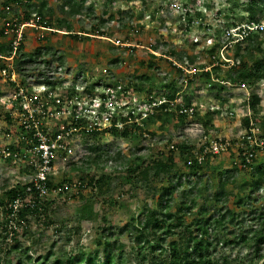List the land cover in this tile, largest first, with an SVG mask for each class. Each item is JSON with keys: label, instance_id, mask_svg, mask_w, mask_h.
Segmentation results:
<instances>
[{"label": "rangeland", "instance_id": "374dc122", "mask_svg": "<svg viewBox=\"0 0 264 264\" xmlns=\"http://www.w3.org/2000/svg\"><path fill=\"white\" fill-rule=\"evenodd\" d=\"M3 1L0 0V29L3 21H8L15 13L20 17L24 13L23 8L16 6H12L10 10L6 9L2 6ZM248 1L85 0L82 4V12L91 10L93 17L99 20L98 23L101 18H107L102 14L103 11L112 13L120 9L123 12L121 22L127 23V27L116 20H110L105 27L110 32L109 38L87 35L90 38L86 39L83 36L79 42L63 35L64 32H60L61 34L47 32L44 28L38 27L36 22L29 21L28 24L19 26L16 41H19L20 38L23 39L24 53L36 54L37 50L41 49L44 54V48L51 49L50 54L34 58L27 64L29 70H27L26 81L32 96L41 95L50 86L54 89L49 97L50 111L48 115H42L41 119L51 131H48L47 136L42 137L48 139L55 133L54 130L57 131V128L61 132L66 131V128H63L66 127L65 117L67 114L59 110L60 102L58 101L63 102L61 107L69 108L73 105L75 97H83L86 86L95 87V89L90 95L86 94L81 100H77V105L81 114L88 120H94L96 115L102 113L104 109L121 111L125 114L128 109L136 108L135 114L139 115L136 121L139 124H147L148 129L154 133V137L151 138L148 136L139 138L134 135L128 139L115 135H104L102 143L98 145L91 135H75L69 140V137L66 138L62 149H65L66 154L61 155L59 152L52 161L50 176L53 184H61L63 180L77 183L80 177L85 176L81 159L88 153V147H101L102 151H106L110 156L119 152L121 156L128 157L132 152L136 155L156 152L157 143L168 146L172 143L186 142L185 139H188L197 147L207 139H212V142L226 141L230 145L229 149L222 153H216L213 157H208L203 170L199 172L184 167L179 161V154L175 153L178 166L176 174L171 175V180L177 187V191L173 195L172 201L178 203L182 199L181 193L184 192L185 202L189 203L191 196L197 195V203H199L197 208L201 209L200 204L204 201L206 206H209L208 214L214 215V217H219L221 214L226 215V210L234 214L233 222L224 224L223 229H217L214 233L216 235H212L210 238L212 243L216 244L213 250L214 255L217 258L226 257L227 262H222V264H255V262L249 261L250 253L252 254L256 250L264 255V240L257 243L255 239H252L258 231L264 233V186L256 191L251 189L255 170L241 165L238 149L241 146L242 135L248 132L243 125L245 118L254 120V116L257 117L259 121L251 120L254 123V134L259 139L264 137V81L251 90L232 86L229 83L224 86L223 90H219L216 85L209 84L206 87L202 79H194L189 88L184 76L178 74L166 62L158 60V58L155 59L159 69L156 72L157 75L161 78L162 75L167 74L168 78L175 81L178 88L180 87L173 101L174 106L190 100L197 109L196 118L199 120L190 119L185 124L179 123L176 117L167 119L158 116L155 118L153 115L152 119H149L151 115L144 103L146 89L133 100H124L120 94L114 92V101H116L117 107L111 105L110 101H106L103 106L98 90L105 85H110L115 75L120 80L133 73H151V70H148L147 66L141 65L140 62L146 61L145 65L148 64L151 60V47L157 44L158 50L154 52L157 56L169 47H173L177 52L185 51L187 55L194 56L195 65H203L207 59L205 48L216 41V34L225 32V29L228 28L227 23L231 21L240 25L248 23V11L243 8V5ZM256 1L264 7V0ZM40 2H44L53 11L52 21L61 17L59 6L63 0H31L28 10L32 12V18H34V8ZM183 4L191 7V11H193V23L190 28H186V20L183 22L178 20L180 15L184 14V9H181ZM129 12L133 14L132 19L128 17L127 13ZM257 18L261 23H264V10L257 14ZM71 22L73 30L76 32L90 33L92 21L86 16L77 15L75 18H71ZM137 23L142 25V29L139 32H133L134 25ZM204 25H211L210 30H206ZM45 35L48 39L41 40V37ZM125 37L129 38L128 42L135 47L132 57L123 48L118 47L116 53H112L110 48V45H117L118 40ZM10 39V35L0 37V43H9ZM163 42L166 45H163ZM232 43L227 42L220 49V59L224 60L226 55H230ZM116 56H120L122 65L110 72V69L113 68L110 59ZM59 57L63 59L64 63L60 67H58ZM8 65L12 70L11 80H14L16 79V73L13 71L15 65L12 61ZM219 77V79H223L225 74L221 73ZM160 78L156 83L154 95L167 93L165 86L162 87L160 84ZM128 80L126 78L125 82ZM73 86L75 87L73 98H68L66 90ZM118 90L119 88H117ZM251 91L256 92L261 98L254 116L247 106V97ZM13 98V91L7 88L3 79L0 80V107L3 103L6 105V109H10L12 104L9 100ZM51 102L55 103L51 104ZM23 105L29 113H33V107L28 99L23 100ZM208 109L221 110L223 113L217 112L213 119L208 121L205 118V112ZM69 111L67 113L72 115V111ZM12 113L16 114L17 112L12 110ZM105 117V114L102 113L101 129L109 125L104 120ZM10 132L12 135L6 138L5 124L0 119V153L3 155L0 160V197L5 187H13L16 184L23 186L33 181L37 172L36 167L40 163L37 148H27L25 137L19 136V126L13 125ZM65 137L67 136L65 135ZM9 144L20 148L18 154L20 160L18 158L16 163L7 161L5 158L6 147ZM242 146L245 147L244 143ZM74 164L81 169L71 172L69 169ZM115 164L114 161L108 162L105 171L113 174L119 172L120 166ZM253 166L254 168L259 166L264 168V149L256 154ZM121 181L120 178H113L109 190L103 197H98L95 190L90 191L84 188L81 189L83 199L76 196L67 199L64 197V201H57L54 195L48 197L46 200H52V202L48 206L44 219L45 222L48 220L52 224L46 228L42 217L37 219V216H28V227L20 234L21 240L27 241L26 245L31 249L28 255L32 257V262H28L23 257V264H38L33 261L38 256L44 257L49 248L54 252L50 261L54 258L74 257L81 252L91 255L95 249V241L100 239L102 228L111 229L116 235L119 230L126 227V221L131 217L136 218L141 213L144 205L149 207L155 205L154 197L151 198L152 194L148 190L140 188V185L137 186L138 188L130 185L121 187L119 184ZM220 182H225L222 189L226 194V202H223L225 197L222 198V194H220ZM214 195L220 196V202L217 204L214 202ZM104 198H112L116 202L103 205ZM84 202L92 204V214L89 219L79 223L77 212L82 208ZM214 204L215 206H212ZM192 217L188 215L186 220L190 221ZM225 218L228 219L227 216ZM57 227H60L59 231L55 230ZM129 229L131 230V227ZM103 235L106 236L109 233L106 231ZM241 236L250 239L247 243L241 242L239 241ZM119 237L125 251L124 264H138L132 241L126 232ZM227 240H230L231 244H224V241ZM102 256L103 253L100 251L99 257ZM12 261H15L14 256L9 257L5 264H11Z\"/></svg>", "mask_w": 264, "mask_h": 264}, {"label": "trees", "instance_id": "16d2710c", "mask_svg": "<svg viewBox=\"0 0 264 264\" xmlns=\"http://www.w3.org/2000/svg\"><path fill=\"white\" fill-rule=\"evenodd\" d=\"M85 0H63L62 4L59 6V12L61 14L60 18H56L52 21L53 11L46 6L44 2H40L36 8H34V18H32V12L28 10L30 8L29 4L31 0H4L2 6L6 9H11L12 6L23 8L24 13L20 17L19 14L15 13L11 19L8 21H3L2 28L0 29V37L7 35L11 36L9 43H0V80H4L8 89H11L14 93V98L9 100L12 104L10 109H6L5 104H1L0 107V119L5 124V133L7 137L12 134L10 128L13 125L19 126V136H23L26 139L27 148H34L40 143L41 136H47L51 131L49 127L44 124L41 119L42 115H48L50 111V95L54 90L53 87H48L41 95L32 96L30 94V87L26 81L27 75V64L32 62L34 58L39 56H45L50 54L51 49L44 48L45 53L42 54L41 49L37 50L36 54H26L23 52L24 44L23 39L17 41V46H13V42L16 40L17 32L19 26L28 24L29 21L36 22L38 27L44 28L47 32H52L56 34L67 35L74 41H81L84 36L86 39L90 38L87 35L98 36L100 38H109L110 32L106 29V24L110 20H116L121 23L124 27H127V23L121 22V16L123 14L122 10L118 9L115 12L109 13V11H103V15L107 18H101L100 23L98 19L93 17V12L88 9L87 12H82V4ZM181 9H184V14L180 15L179 22L186 20V28H190L193 23L191 7L186 4L181 5ZM243 8L248 11L247 18L248 23L260 24V20L257 18V14L263 12V6L256 0H249L243 5ZM129 18H133L131 12L127 13ZM196 14V13H195ZM86 16L92 21L91 30L89 32L80 31L76 32L73 30V24L71 18L75 16ZM199 15V13H197ZM140 17V16H139ZM183 19V20H182ZM228 28H233L239 26V23L231 21L226 24ZM211 25H204L206 30H210ZM142 29V25L137 23L134 25L133 32H139ZM92 32V33H91ZM84 34V35H81ZM86 34V35H85ZM217 39L207 48H205V54L207 56L206 62L201 65H195V57L187 55L185 51L177 52L173 47H169L167 50L162 51L159 56L155 55V51L158 50V44L152 46L151 50V60L147 65L146 61H141V65L147 66L151 73H140V74H130L124 79H118L116 77L111 81L110 85H105L99 90V97L102 100L103 106H105L106 101H110L114 107H117L116 101H114L115 94H120L121 98L124 100H133L136 96L147 90L144 103L148 108L150 113L149 119H152L154 115L155 118L161 116L162 118L176 117L177 121L181 124H185L192 120H199L196 118L197 109L193 103L188 100L186 103L175 105L173 101L175 95L179 92L175 84V81L168 78V75H162L160 78L157 75L158 65L155 59L162 60L168 64L169 67L174 69L178 74L185 77V82L190 88L194 79H202L203 83L207 85H216L219 90H223L226 84L232 86L244 87L247 89H253L259 86L261 82L264 81V36L258 33H251L246 36L242 41L232 43L230 46L231 53L226 55L224 60L220 59L219 51L224 47L227 42H230L229 38H226L224 33L216 34ZM47 36H42L41 40L46 41ZM129 41V38H123L118 40L117 45H110L112 53H116V49L123 48L127 51L130 57L133 56L134 48ZM163 45H166L163 42ZM15 65L16 79L11 80L12 70L9 68V63ZM58 67L63 66V59L58 58ZM42 62V61H41ZM110 63L113 65L110 72L114 69L120 68L122 65V60L120 56H116L110 59ZM4 72V74H3ZM224 73L225 77L219 79L220 74ZM129 80L125 82V79ZM162 87L165 86L167 93L165 95H154V90L156 83L159 82ZM164 84V85H163ZM117 88L119 90L117 91ZM75 87H70L67 97L73 98V92ZM95 87H85L84 95H90ZM115 92V94H114ZM183 92V91H182ZM185 95V94H184ZM75 97V96H74ZM75 97L73 105L69 108L61 107L63 105L62 101H58L59 110L62 113L67 114L66 119V131L61 132L54 130V134L48 137L47 143L50 144L53 140L58 138V143L64 144L66 138L68 140L72 136L87 135L95 138L97 145L102 143L104 135H115L123 139H128L134 135L139 138H144L145 136L154 137V133L148 129L147 124H139L136 119L139 115L135 114L134 109H128V111L123 114L121 111H107L103 110L107 116L108 127L102 128V113L96 115L94 120H88L79 111L77 100L83 98ZM28 99L30 105L33 107V113H29L23 105V100ZM261 101L260 96L251 91L247 97L248 110L254 116L255 110ZM115 102V103H114ZM55 102H51V104ZM117 109V108H116ZM189 109H191V114H189ZM12 110H16V114L12 113ZM71 110L72 115L67 112ZM69 111V112H71ZM223 111H215L214 109H208L205 112V118L209 121L213 117ZM250 118H245L243 120V125L247 131L254 128L253 121H259L257 117L254 116V120ZM207 121V123H208ZM100 122V123H99ZM256 123V122H255ZM101 130V131H100ZM249 134V133H248ZM65 135L67 137H65ZM264 141V137H261ZM212 139L205 140L201 145L195 146L192 142L185 139L186 142L172 143L168 146L156 144V152L149 153L147 155L138 154L132 152L130 156H121L120 153H116L113 156L107 154L106 151H102L101 147H88V153L82 157V165L85 169V176L80 177L77 181L78 189L71 187L72 181L63 180L61 184H53L51 176H48L46 181V187L49 191L52 189H57L62 184L68 185V190L60 191L56 197L57 201H64L68 197H80L81 189H89L90 191H96L98 197H103L109 190L111 181L113 178L121 179L119 182L121 187L126 185L134 186V188H144L148 190L154 197V206L142 207L141 213L136 217H131L126 221V227L119 230L116 235L113 231L106 228L101 229L100 239L95 241V249L92 254H86L81 252L77 256L65 257L64 259L54 258L53 250L49 248L44 257L38 256L33 263L38 264H124V248L119 241V236L123 235L124 232L128 235V238L132 241L135 258L138 260V264H222L226 263V257L217 258L214 255L215 243H212V235H216L217 229H223L224 224H231L234 220V214L226 210L224 214L219 215V217H214V215L208 214L209 206H206L204 201L200 204L201 209L197 208L199 205L197 195L191 196L189 203L184 201L186 197L184 192L181 193V198L178 203H173V195L177 191V187L171 180V175L176 174L177 163L175 160V153L179 154V161L188 170L202 171L205 162L208 157L215 156L214 153L209 151V144ZM215 140V139H213ZM239 141V140H238ZM240 146L239 157L241 158V165L254 169L255 173L252 177L251 189L257 190L258 188L264 186V168L256 167L254 168L253 163L255 162L256 154L264 149L260 147H252L253 156L250 161H246L243 153L248 150V143L246 139H242ZM20 142V141H19ZM22 143V142H21ZM230 145L225 149H229ZM167 148V151H166ZM58 148L57 150H50L52 155V161L57 156V153L61 155L66 154L65 149ZM7 161L16 163L18 160L20 148L15 145L9 144L6 147ZM220 151L219 153H222ZM16 154L15 157H13ZM40 155V152H38ZM3 158L2 153H0V160ZM14 158V159H13ZM20 160V158H19ZM51 161V166H52ZM114 161L115 165L120 166L119 172L113 174L106 172L107 163ZM81 168L76 166V164L71 165L70 171L77 172ZM142 178V179H140ZM225 182H220L222 198L225 197L222 186ZM32 182L20 186L19 184L13 187H5L4 192L0 197V264H5L9 257L14 256V260L11 264H23L22 258L25 257L26 260L32 262V257L28 255L31 250L30 247L26 245L27 241L21 240V232L25 231L28 227V216L36 217L37 219L42 217L43 222H45L46 213L48 206L51 204L52 200H43L41 206L36 205L39 199L37 195L33 193L32 200H34V205H22L15 216H12V203L17 197L22 198V202H25V189L27 186L31 185ZM191 192V191H190ZM189 192V194H190ZM220 196L214 195V202L217 204L220 202ZM223 202H226L227 199ZM206 200V199H205ZM116 202L112 198H104L103 205H110ZM212 205V206H215ZM241 205V204H239ZM92 204H86L84 202L81 209H78L77 220L80 223L85 219H89L92 214L91 209ZM175 208V209H173ZM193 216L190 221L186 220V216ZM227 216L228 219L225 217ZM228 222V223H227ZM45 227L47 228L51 222L48 220L45 222ZM241 223V222H240ZM237 223V224H240ZM131 227V230L129 229ZM60 227L55 228L59 231ZM109 235H103L106 231ZM26 233V232H25ZM250 239V238H248ZM248 239L245 237H240L239 241L247 243ZM257 243L264 240V233L258 231L252 237ZM224 244H231L230 240L224 241ZM257 247V245H256ZM100 251H102L103 256L99 257ZM249 261L255 262V264H264V255H261L258 251H254Z\"/></svg>", "mask_w": 264, "mask_h": 264}, {"label": "built area", "instance_id": "2783aa9c", "mask_svg": "<svg viewBox=\"0 0 264 264\" xmlns=\"http://www.w3.org/2000/svg\"><path fill=\"white\" fill-rule=\"evenodd\" d=\"M251 33H258L264 36V23H260V24L249 23V24L239 25L233 28H227L225 29V32H224L226 38H229L230 42H233V43L242 41L246 36H248ZM16 40L13 42L14 47L18 43ZM191 111L192 110L189 109V114H191ZM104 120L107 121V116L105 117ZM37 136L40 137L39 138L40 143L35 148H37V153L40 152V155H39L40 163H39V166L36 167L37 172L35 174L34 180L31 181L32 184L27 186L25 189V198H27L25 200L26 204L22 202L21 197H17L11 205L12 210H13L12 216H15L17 214L18 210L22 207L23 204L24 205H34L35 204L34 200H32V198H34L33 193L34 195L36 194L37 198L39 199L36 205L41 206L43 200L47 199L48 197L53 196V195L57 197L60 191L68 190V185L62 184L57 189H52L51 191H49L45 184L46 181L48 180V176L52 174V166H51L52 160L51 159L53 157L51 155L50 150L52 149L57 150L58 148H63V145H61L60 142L58 143L59 137H57L56 140L48 144L46 138L42 137L39 134H37ZM242 139H246L249 145L248 150H246L243 153V156L246 158V161H250L253 156V152L251 151L252 147L262 148L264 146V141L255 136L254 128H251L248 132L245 133V135H242ZM228 146H229V143L226 141L224 142L220 140L218 142L210 141L209 151L216 154V153H219L220 151H224ZM5 156H8V153H6ZM15 156L16 154L13 157ZM71 187L74 189H78V183L73 182L71 184Z\"/></svg>", "mask_w": 264, "mask_h": 264}]
</instances>
